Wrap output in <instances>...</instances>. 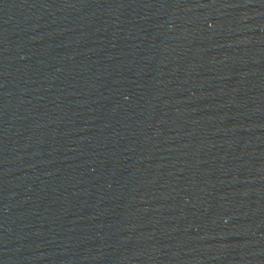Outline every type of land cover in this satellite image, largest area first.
Here are the masks:
<instances>
[{"label":"water","instance_id":"obj_1","mask_svg":"<svg viewBox=\"0 0 264 264\" xmlns=\"http://www.w3.org/2000/svg\"><path fill=\"white\" fill-rule=\"evenodd\" d=\"M0 264H264V0H0Z\"/></svg>","mask_w":264,"mask_h":264}]
</instances>
